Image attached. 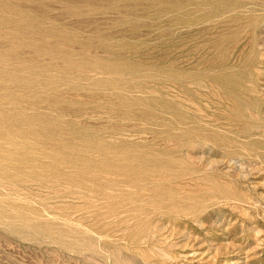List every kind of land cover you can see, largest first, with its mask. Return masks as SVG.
Instances as JSON below:
<instances>
[{"label": "rangeland", "instance_id": "374dc122", "mask_svg": "<svg viewBox=\"0 0 264 264\" xmlns=\"http://www.w3.org/2000/svg\"><path fill=\"white\" fill-rule=\"evenodd\" d=\"M0 264H264V0H0Z\"/></svg>", "mask_w": 264, "mask_h": 264}]
</instances>
